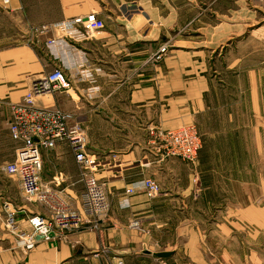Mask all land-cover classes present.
<instances>
[{
	"label": "crops",
	"instance_id": "1",
	"mask_svg": "<svg viewBox=\"0 0 264 264\" xmlns=\"http://www.w3.org/2000/svg\"><path fill=\"white\" fill-rule=\"evenodd\" d=\"M222 1L223 9L213 6ZM243 2L0 0V264H264V211L192 185L220 147L225 160H236L244 128L227 99L242 98L243 81L259 85L264 75V22ZM89 13L104 29L76 43L48 49L60 32H35ZM165 43L169 52L157 62ZM57 68L71 89L36 105L64 111L80 129L86 152L101 164L94 176L106 183L110 210L97 231L61 234L25 250L5 226L7 212L15 213L18 232L28 234V217L45 210L26 202L16 177L5 172L18 147L8 133L10 108L32 81ZM186 125H196L203 139L194 176L163 158L159 142L147 135ZM41 157V180L59 184L79 208L84 186L72 148L62 142ZM147 178L160 185L154 199L142 190ZM134 221L147 232L130 229Z\"/></svg>",
	"mask_w": 264,
	"mask_h": 264
},
{
	"label": "built area",
	"instance_id": "2",
	"mask_svg": "<svg viewBox=\"0 0 264 264\" xmlns=\"http://www.w3.org/2000/svg\"><path fill=\"white\" fill-rule=\"evenodd\" d=\"M5 4L8 0H3ZM56 29L58 37L47 41V48H54L61 42L76 43L80 39L94 36L104 29L103 21L95 13L79 16L51 25L37 27L38 34ZM169 46L161 45L154 55L155 61H162L168 54ZM82 75L89 76L88 72ZM71 81L62 68L47 73L29 85L21 102L11 105L8 123L10 139L18 143L15 159L5 167V172L16 177L23 197L30 203L45 210L44 214L30 215L27 219L30 232H18L15 213L8 211L5 226L16 235L17 244L25 250L32 249L38 241L50 242L56 236L80 231H97L102 217L110 210L106 183L98 180L94 173L101 168L94 155L86 152L84 137L77 126H70V115L60 109L41 108L36 100L69 91ZM152 139L159 142L163 158L176 159L184 163H194L202 148V141L194 125L181 126L173 130L150 129ZM66 142L72 148L79 170L83 171L81 181L84 191L80 207L74 208L61 194L59 184L44 183L42 171V151L55 148ZM142 190L148 199L160 194V185L151 179L142 181ZM133 189L125 194L131 195ZM129 228L143 231L139 222L134 221Z\"/></svg>",
	"mask_w": 264,
	"mask_h": 264
},
{
	"label": "rangeland",
	"instance_id": "3",
	"mask_svg": "<svg viewBox=\"0 0 264 264\" xmlns=\"http://www.w3.org/2000/svg\"><path fill=\"white\" fill-rule=\"evenodd\" d=\"M243 1L245 8L247 7L249 10L259 12L258 18L260 22H264V0ZM224 3L226 2L214 3L213 6L217 9H223ZM231 6L232 3L229 2L225 8H231ZM234 41H236V39H234ZM255 85V82L249 83V81L245 79L242 83L244 96L242 98L227 99V105L236 108L238 120L236 124L239 128H244L243 138L240 139L238 137L236 140L238 143L235 147L236 155L234 157L236 160H225V152L223 147H220L222 154L218 155V152L215 151L217 160L205 162L204 165L197 170L198 172L196 171L199 175H197V179L193 177L192 185H201L202 188H207L212 193L218 194L222 200H228L232 197L233 200L244 201V203L253 202L264 211V75L261 76L259 85ZM256 92L259 94L258 97ZM252 93L254 96H252ZM194 126L197 128L202 141V151L203 139L198 127L196 125ZM149 130L150 129H148L147 135L152 138L149 134ZM159 130L161 129L159 128ZM240 142H242V144H239ZM218 157L221 159L218 160ZM176 161H178L180 169H182L181 171L186 176H188V174L194 176V171L191 169L192 163H184L179 160ZM82 172L83 171L79 170L78 176L80 179L83 176ZM181 180L182 184L187 182L186 179ZM209 190H207V192ZM142 229L143 231L137 232H147L143 227Z\"/></svg>",
	"mask_w": 264,
	"mask_h": 264
}]
</instances>
